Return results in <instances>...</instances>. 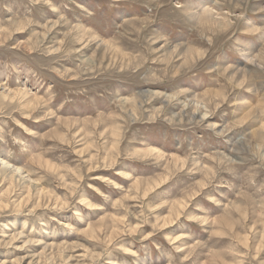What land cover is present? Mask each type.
Here are the masks:
<instances>
[{
	"label": "rangeland",
	"instance_id": "obj_1",
	"mask_svg": "<svg viewBox=\"0 0 264 264\" xmlns=\"http://www.w3.org/2000/svg\"><path fill=\"white\" fill-rule=\"evenodd\" d=\"M0 160V264H264V0H0Z\"/></svg>",
	"mask_w": 264,
	"mask_h": 264
},
{
	"label": "bare ground",
	"instance_id": "obj_2",
	"mask_svg": "<svg viewBox=\"0 0 264 264\" xmlns=\"http://www.w3.org/2000/svg\"><path fill=\"white\" fill-rule=\"evenodd\" d=\"M212 9V8H211ZM205 13L208 14L211 17V10H209L208 8L205 10ZM258 134V133H257ZM0 171L5 175L6 173H10L12 175H14L15 177H22L23 170L16 167L13 168V166L11 167L9 165L8 162L4 161V160H0Z\"/></svg>",
	"mask_w": 264,
	"mask_h": 264
}]
</instances>
